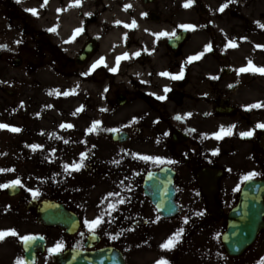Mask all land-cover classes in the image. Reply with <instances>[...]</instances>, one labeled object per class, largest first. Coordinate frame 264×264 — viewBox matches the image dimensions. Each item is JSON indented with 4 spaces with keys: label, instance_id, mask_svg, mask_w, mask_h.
<instances>
[{
    "label": "flooded vegetation",
    "instance_id": "obj_1",
    "mask_svg": "<svg viewBox=\"0 0 264 264\" xmlns=\"http://www.w3.org/2000/svg\"><path fill=\"white\" fill-rule=\"evenodd\" d=\"M74 4L75 0H47L46 4L45 0H0V46H5L0 47V58L14 59L25 74L46 68L57 76L71 75L97 85L95 77L101 75L103 112H122L120 122L128 141L155 142L151 143L153 147L147 145L146 151L155 150L164 158L163 165L174 170L177 201L181 193H187L191 195L190 204H215L222 208L223 218L241 201L253 205L260 192H254L252 187L264 182V129L256 128L257 124H264V107L248 110L247 106L264 103V88L260 90L264 76L237 73L251 60L243 53V38L197 37L185 30L180 43L178 37L184 29L181 26L194 22L188 18L206 15L197 5L181 10L178 0H80L79 6H69ZM26 9H36L37 15ZM133 21L136 27H125ZM51 28L56 30L48 31ZM77 28L83 31L73 39ZM160 32L176 35L157 38ZM170 39H175L174 46L169 44ZM229 42L237 46L229 47ZM207 45H211V50L205 52ZM137 52L139 56L134 55ZM202 52L199 59L188 62V57ZM124 53H128V58L117 66L116 58ZM101 57L106 66L83 76ZM252 63L262 67L261 62ZM182 66L183 78L171 79ZM111 67H117V71H109ZM164 72L169 76L160 75ZM165 87L169 89L167 93ZM157 96L165 99L158 100ZM95 105L91 101V108L85 107L83 112L89 108L93 112ZM178 115L180 120L175 119ZM222 125H235L233 134L220 140L212 138L211 134ZM95 131L99 133V126ZM243 131H252L253 135L242 138ZM77 145L71 149L81 158L84 149ZM65 151L50 149L51 156H63ZM213 151L217 154L213 155ZM95 154L93 149L87 153V165L76 174H98ZM249 173L256 175L244 180ZM19 204L15 209H19ZM180 210L182 218L179 214L172 223H163L167 235H161L162 243L183 229L179 242L170 251L146 246L133 255L131 262L123 237L129 232H152L156 220L128 215L103 220L94 233L88 231L84 221L95 218L80 217L77 231L65 235L64 246L83 251L113 248L126 264H155L161 258L168 264H259L264 258V231L239 257H230L221 243L227 220L221 219V229L215 232L216 223L208 210L203 214L183 213L181 207ZM95 236L98 242L92 243ZM218 246L222 257L211 262Z\"/></svg>",
    "mask_w": 264,
    "mask_h": 264
},
{
    "label": "rangeland",
    "instance_id": "obj_2",
    "mask_svg": "<svg viewBox=\"0 0 264 264\" xmlns=\"http://www.w3.org/2000/svg\"><path fill=\"white\" fill-rule=\"evenodd\" d=\"M185 3L187 0H179L180 5H185ZM225 3L228 4V7L223 12L219 11L221 5ZM192 5L204 7L206 10V17L188 18V21H194L190 24L193 28L188 29L192 35L197 37L213 36L218 39L242 37L243 53L248 54L253 62H261V66L264 67V27L259 26L264 25V0H237V2L193 0ZM195 22H199V24H195ZM257 45L262 47H257ZM95 81L98 85L90 80L82 82L79 78L71 75L66 78L60 77L49 72L46 68L25 74L21 68L16 70L12 66L10 58H0V124L15 128V123H24L25 117L30 123V126L28 124L21 125L22 133L20 132L21 136L19 137L21 139L19 143L23 148L21 151L16 150L12 144V139L15 137H13L12 131L8 128L0 129V169H14L11 172H0V176L9 180L20 179L23 185L20 187L21 191L18 195L23 200L20 202L21 207L25 205L22 204L25 203L24 201L30 200V196H33L32 192H37L38 189L42 198H57L64 203L72 204L73 209H77L76 211L84 208L106 214L108 205L115 204L116 197H119L118 195L121 193L123 200L129 198L128 204L143 207L140 185L136 186L135 184L138 183L135 175L142 159H139L140 155H134L135 150L130 143L119 147L105 140L99 141L98 165L102 171L101 175L66 176L61 182L57 184L52 182L44 187L43 182L49 181L52 177H61L65 171L64 165L67 164H56L49 161L52 158L51 155H48L51 149L49 139L53 134L64 139V144L61 146L63 147L68 145L65 140L71 136L80 140V134L87 138L90 133H96L95 130L87 131L94 121L100 122L98 134L104 137L109 129L122 127V124H116L117 121L122 120V112H116L115 115L103 112L105 109L103 90L99 88L101 75L96 76ZM263 88L264 79H260V90ZM3 89L14 91L15 94L10 97L8 94H4ZM65 92L69 94L65 96ZM91 101L96 104L93 112L89 106ZM88 106L90 107L89 111L83 112V109ZM77 109H81V111L77 112ZM262 111L264 110L261 109ZM62 124H70L73 127L61 128ZM55 138L58 139V136ZM32 145L39 147L33 149ZM68 147L66 146L65 149ZM12 149L15 150L14 154L11 153ZM118 149H122L123 152L115 154ZM143 151L144 155L149 154L148 151ZM55 159L63 163L64 156L55 157ZM4 162L5 165H3ZM46 162L49 163L50 170L46 169ZM146 163L150 164L151 161H146ZM39 171L46 172V175L43 173L41 185L36 184ZM110 193L116 195L109 196ZM36 198L39 201L37 196ZM25 213L24 217L20 214L8 215L0 207V231L15 230L17 233L16 236L7 235L0 240V264H16L18 259L23 260L20 251L22 240L19 237L29 236L35 232L47 235L44 227L35 223L31 214ZM156 220L161 223L174 221L160 217H157ZM51 236L55 243L62 238V234L58 230H55Z\"/></svg>",
    "mask_w": 264,
    "mask_h": 264
},
{
    "label": "snow or ice",
    "instance_id": "obj_3",
    "mask_svg": "<svg viewBox=\"0 0 264 264\" xmlns=\"http://www.w3.org/2000/svg\"><path fill=\"white\" fill-rule=\"evenodd\" d=\"M17 2L19 3L20 0H17ZM232 2H234V0H232ZM46 3H47V0H45V4ZM192 3H193V0H187V3H185L184 7H190L192 5ZM79 5H80V0H75V4L69 5V6L71 7V6H79ZM126 7H130V5H128ZM227 7H228V4L225 3V4L221 5L219 11L223 12L224 9ZM26 11L31 12V14L34 16L37 15L36 9H26ZM117 23H120V22L117 21ZM257 23H259V22H257ZM259 26L264 27V25H259ZM125 27H136L135 21H133L131 25H125ZM181 27H183L185 30L193 28L192 25H182ZM55 30H56L55 28L48 29V31H51V32H54ZM82 31H83L82 28L75 29L74 33H73V39H75V36L80 34ZM175 35H176L175 32H172V33L160 32V33L156 34L157 38L163 37V36H168L169 38H171ZM228 46L229 47H236L237 45L234 42H229ZM0 47H5V46H0ZM257 47H262V46L257 45ZM210 50H211V45L205 46V52L210 51ZM134 55L139 56L140 53L137 52V53H134ZM203 55H204V53L202 52V53L198 54L197 56L188 57V62H191L192 60H195V59H199ZM127 58H128V53H124L122 56H118L116 58V65L118 66L121 60L127 59ZM101 65L106 66L104 57H101L99 60L94 62L90 66L89 71L86 73H83V75H89L92 71L96 70ZM109 71L115 73L117 71V67H111V68H109ZM247 72L259 73V74L264 75V67H256L252 63V61L249 60L246 67H241V68L237 69L238 74L239 73H247ZM160 75L169 76V73L164 72V73H161ZM183 75H184V69L182 66L180 73L178 75L171 76V79L178 80V79L183 78ZM212 78L215 79L216 77H212ZM168 91H169V89L167 87H165L164 92L167 93ZM68 94H69L68 92L64 93L65 96H67ZM156 99L164 100L165 96H157ZM259 107H264V103H256V104L249 105V106H247V109L250 110L251 108H259ZM79 111H81V109H77V112H79ZM175 119L180 120L181 117L178 115L175 117ZM99 124H100L99 121H94L92 123L91 127L87 131L88 132L94 131L99 126ZM60 127L61 128H65V127L71 128L73 126L70 124L69 125L62 124V125H60ZM4 128H8L10 131H13V132H19L20 131L19 128H9V126L6 124H0V129H4ZM234 128H235V125H230L228 127H224L222 125V126H220V128L217 132L211 134V137L216 139V140H220V139L224 138L225 136H231L233 134ZM256 128L264 129V124H257ZM108 131L118 132L119 129L114 128V129H109ZM165 135H167V133H165ZM204 135L207 136L208 134H204ZM252 135H253L252 131H243L240 133V136L242 138L251 137ZM65 143H67V141H65ZM32 147H33V149H36L39 146L38 145H32ZM217 151H213V155H216ZM84 158H85L84 154H81V161H83ZM139 159H142L144 161H153L156 163H163L164 162L160 157H154V156H139ZM167 162L173 163V161H167ZM69 167L70 166L67 164L64 165V168L66 171L69 169ZM81 167H83L82 163H73L71 165V170L79 171L81 169ZM5 171L11 172V171H14V169H0V172H5ZM255 175H256V173H249L243 179L244 180H251ZM17 186L23 187L19 178L11 180V181L4 183V184H0V188H13V187H17ZM38 194L39 193L36 191L32 192L33 197H36ZM112 195H116V194H114V193L109 194V196H112ZM124 202L125 201L123 199L119 200V203H121V204H123ZM109 208L114 211L116 208V205L110 204ZM187 222H188L187 219H185L184 223H187ZM101 223H103V214L101 216L96 217L95 219H93L91 221H89L87 219L84 221L85 227L88 229L89 232H92V233L95 232V230L100 226ZM182 233H183V229H179L176 233L173 234V236L169 237L164 243H162L160 245V247L162 249H165V250H169V251L172 250V248L175 247L176 243L179 242V237L182 235ZM7 235L16 236L17 233L15 232V230L0 231V240H2ZM19 238L26 245L29 244L30 242L37 240V239L43 240V237H35V236H22ZM111 238L115 239L116 237H111ZM62 248H63V244L60 242H57L55 244V246L53 248H50L48 251L50 254H56V253H59L62 250ZM16 264H24V261L22 259H18L16 261ZM155 264H168V261L161 258L160 260H157L155 262ZM259 264H264V258H261V260L259 261Z\"/></svg>",
    "mask_w": 264,
    "mask_h": 264
},
{
    "label": "water",
    "instance_id": "obj_4",
    "mask_svg": "<svg viewBox=\"0 0 264 264\" xmlns=\"http://www.w3.org/2000/svg\"><path fill=\"white\" fill-rule=\"evenodd\" d=\"M122 139L123 136L119 138L120 141ZM168 173L170 174V176H167L166 172L149 174L145 181V185L148 190L147 194L149 195L152 203L155 205L157 210L165 216H171L176 211V207L173 203L174 192L172 188V173L169 171ZM164 184L167 185L166 188L164 189L165 192L160 189L161 186H163ZM37 214H38V220L44 225L59 226L62 228L66 227L68 233L72 231L71 230L72 227L76 224L74 217L69 215L71 217V223L69 222V225H66L67 224L66 221L63 220L64 217L68 215V213L63 210L62 206L53 203H49V202L41 203L37 208ZM257 218L258 217H256V219ZM251 223L252 222H250V224ZM239 227L235 225L230 230L231 232L235 231L236 229L243 230L242 227L240 228ZM256 231H257L256 227L253 226L250 227L249 232L251 234H255ZM243 232L245 233L246 230H243ZM251 234H250V238H252L253 236ZM245 236H247L246 233ZM39 242H40V245L38 244L39 250L42 251L44 244L42 241ZM32 243L33 242H30L27 245L25 243L23 244V248L25 252V262L27 264H32L36 260V250L35 248L31 247ZM240 244H242L240 241H236L235 243L237 247H239ZM110 256H108V254L104 252L102 259H99L97 256H94V258L92 259L91 256H84L82 253L75 251H67L63 254L52 255L55 264H122V262L117 258L116 255L112 254Z\"/></svg>",
    "mask_w": 264,
    "mask_h": 264
}]
</instances>
